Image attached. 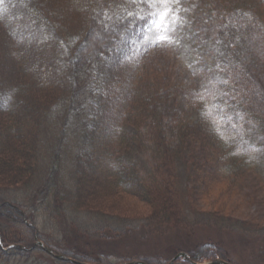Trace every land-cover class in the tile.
<instances>
[{"label": "trees", "instance_id": "trees-1", "mask_svg": "<svg viewBox=\"0 0 264 264\" xmlns=\"http://www.w3.org/2000/svg\"><path fill=\"white\" fill-rule=\"evenodd\" d=\"M170 5L174 0L0 3V59L4 61L0 114L11 119L7 123L0 117V143L3 151L24 156L32 177L25 176L22 184L40 182L34 189L38 198L49 200L51 206L62 205L64 195L72 198L69 203L80 202L86 186L96 185L95 178L104 175L95 173L100 164L108 167L110 178L125 193L158 186V180L152 185L136 180L141 148L153 158L149 177L161 173V184L171 187L166 182L170 169L196 139L191 124L168 114L160 99L151 100L159 86L157 90L146 87L145 92L135 88L128 95L113 91L125 67L134 66L141 51L152 47L157 19L169 13ZM247 8L238 6L232 9L237 14L229 11V18L223 17L219 35L227 46L220 63L224 73L199 78L197 90L202 94L196 114L199 125L209 132L211 147L231 173L251 168L264 178V48L262 38L255 37L253 28L240 19V14L248 16ZM88 166L94 170L91 176L85 174ZM170 193L162 209L172 220L176 201L175 192ZM0 234L6 240L1 226ZM15 250L24 252L0 251ZM187 254L198 261L194 253ZM216 257L227 259L216 253L210 260Z\"/></svg>", "mask_w": 264, "mask_h": 264}, {"label": "rangeland", "instance_id": "rangeland-1", "mask_svg": "<svg viewBox=\"0 0 264 264\" xmlns=\"http://www.w3.org/2000/svg\"><path fill=\"white\" fill-rule=\"evenodd\" d=\"M238 6L248 7V16L240 14V19L253 28L255 37L262 38L264 48V3L260 0H174L169 13L157 19L152 47L141 51L134 66L125 67L119 74L117 90L113 89L128 95L135 88L145 92L146 87L157 90L159 86L151 100L160 99L168 114L194 127V145L169 171L166 182L171 187L161 184V173L149 177L153 158L141 148L137 156L140 167L136 168L140 177L136 180L158 186L125 193L110 178L108 167L100 164L95 173L101 171L103 178L96 179L94 173L96 185L86 186L79 203L74 199L69 203L72 198L62 192L64 203L51 206L34 190L40 182L34 179L29 187L22 184L25 176L32 177L24 156L6 148L3 151L0 143V204H4L0 207V226L4 241L38 238L55 252H65L79 262L123 264L142 260L167 264L183 251L194 253L201 263L218 253L233 264H264V178L251 168L231 173L211 147L209 132L199 125L196 114L202 94L197 90L199 78L224 73L220 63L227 46L219 33L223 17L229 18V11L237 14L232 9ZM1 64L4 61L0 59ZM0 117L7 123L11 120L4 113ZM5 165L9 167L4 170ZM89 167L85 174L91 176L94 170ZM170 189L176 201L172 220L162 209L164 197L171 199ZM26 248L23 253L0 251V264H66L38 249L27 253ZM185 262L177 259L175 263Z\"/></svg>", "mask_w": 264, "mask_h": 264}, {"label": "water", "instance_id": "water-1", "mask_svg": "<svg viewBox=\"0 0 264 264\" xmlns=\"http://www.w3.org/2000/svg\"><path fill=\"white\" fill-rule=\"evenodd\" d=\"M41 246H42V244L41 243H39ZM44 248V250H46L48 253H51V251L48 249V248H46V247H43ZM186 255L184 254V253H179V254H177L168 264H173V262L178 258V257H185ZM56 257H58V258H62V259H65V258H63V257H61V256H56ZM126 264H146V263H144V262H139V261H134V262H128V263H126ZM210 264H228V263H226V262H224L223 260H217V261H214V262H212V263H210Z\"/></svg>", "mask_w": 264, "mask_h": 264}, {"label": "snow or ice", "instance_id": "snow-or-ice-1", "mask_svg": "<svg viewBox=\"0 0 264 264\" xmlns=\"http://www.w3.org/2000/svg\"><path fill=\"white\" fill-rule=\"evenodd\" d=\"M165 2H166V0H165ZM0 3H3V0H0Z\"/></svg>", "mask_w": 264, "mask_h": 264}]
</instances>
